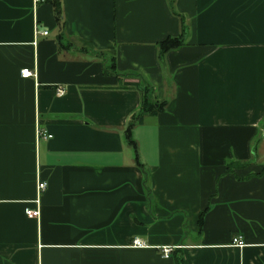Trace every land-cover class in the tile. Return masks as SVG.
Instances as JSON below:
<instances>
[{
    "label": "crops",
    "instance_id": "crops-1",
    "mask_svg": "<svg viewBox=\"0 0 264 264\" xmlns=\"http://www.w3.org/2000/svg\"><path fill=\"white\" fill-rule=\"evenodd\" d=\"M50 1L0 0V264H264V0H174L164 66L168 0Z\"/></svg>",
    "mask_w": 264,
    "mask_h": 264
},
{
    "label": "trees",
    "instance_id": "trees-1",
    "mask_svg": "<svg viewBox=\"0 0 264 264\" xmlns=\"http://www.w3.org/2000/svg\"><path fill=\"white\" fill-rule=\"evenodd\" d=\"M50 2L53 6V12H54L55 20H56L57 24L62 27L64 21H63L62 16H61L60 4H59L58 0H51ZM168 5H169L171 11L176 16H178V18H179V21L181 23V33L177 37L167 36L163 40H160L156 43L157 48H158V60L162 66H164V54H165V52L183 44L184 38L187 34L184 17L181 14H179L178 12H176L173 8L174 0H168ZM104 72L105 73H112L117 78H120L121 76H136V77L140 78V86L138 87V90L140 93V102H139V106H138L137 111L130 116V122H129L128 129H130L134 123L139 122L140 118L142 117L143 114H145L147 112H150V113L159 112V111H163L165 109L166 102L165 101H158L155 99L150 83L147 80H145L141 74L129 72V73H125L124 75H122V74L118 73L116 70L115 61L112 58L108 64V66L104 68ZM126 133H127V136L129 137L128 131H126ZM129 141L132 142L130 137H129ZM147 179H148V177L145 174L143 176V185L146 188L147 192L149 193V188L147 185ZM201 220H202V213L199 216V224L201 223ZM175 262H176V264H183V258L180 256H177V257H175Z\"/></svg>",
    "mask_w": 264,
    "mask_h": 264
},
{
    "label": "built area",
    "instance_id": "built-area-1",
    "mask_svg": "<svg viewBox=\"0 0 264 264\" xmlns=\"http://www.w3.org/2000/svg\"><path fill=\"white\" fill-rule=\"evenodd\" d=\"M47 30L45 29H37L36 33H40L41 35H47ZM20 74L22 77H29V76H35V73L31 70H29L28 68H24L20 71ZM55 94L56 95H63L65 92V88L62 85H56L55 88ZM37 134L39 137L42 138H50L51 134L47 133V131H45L44 129H39L37 130ZM261 136L264 139V127L261 129ZM46 188V182L45 181H38L37 182V192L40 193L41 191H43ZM26 214L30 215V216H37L38 215V209H27L26 210ZM233 243H236L238 246H242L243 243L241 240H239L238 237L233 238ZM133 246L136 247H141L144 246V244L138 240V239H134L132 241ZM173 247L171 246H163L161 251H162V255L164 257H168L172 251Z\"/></svg>",
    "mask_w": 264,
    "mask_h": 264
},
{
    "label": "rangeland",
    "instance_id": "rangeland-1",
    "mask_svg": "<svg viewBox=\"0 0 264 264\" xmlns=\"http://www.w3.org/2000/svg\"><path fill=\"white\" fill-rule=\"evenodd\" d=\"M150 83V82H149ZM150 85H151V88H152V84L150 83ZM153 92V91H152ZM153 95H154V93H153Z\"/></svg>",
    "mask_w": 264,
    "mask_h": 264
}]
</instances>
